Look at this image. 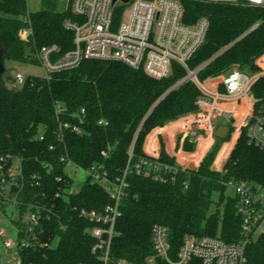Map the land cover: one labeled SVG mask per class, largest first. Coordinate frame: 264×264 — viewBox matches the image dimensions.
Segmentation results:
<instances>
[{
	"label": "trees",
	"instance_id": "16d2710c",
	"mask_svg": "<svg viewBox=\"0 0 264 264\" xmlns=\"http://www.w3.org/2000/svg\"><path fill=\"white\" fill-rule=\"evenodd\" d=\"M58 1L43 0L40 11L29 13L27 0H0V55L5 63L0 77V158L21 159L25 183L18 196L21 219L14 225L22 231L26 206L33 202L54 204L59 215L49 224L56 236L54 245L21 249L22 264H103L102 251H94L97 240L89 233L95 225L78 211L100 212L113 200L102 185L90 180L77 194L57 198L65 186L57 179L67 178L62 158L85 170L104 164L113 181L122 178L128 167L133 170L126 176L128 188L120 204L109 264H150L156 224L168 228L174 257L190 235L239 243L243 220L237 197L224 185L251 182L264 187V153L250 144L246 133L222 172L212 171V165L229 141L231 127L229 137L216 139L197 170H182L164 148L158 160L144 152L153 130L198 111L201 93L192 81H186L184 67L174 63L168 78L156 80L120 62L87 60L49 77L27 76L20 88L8 85L7 62L40 65L41 48L57 45L64 53L74 48V34L64 27L65 20L73 18L70 4L61 11ZM177 1L184 9V23L210 21L205 43L187 64L190 71L204 66L198 73L201 81L237 67L259 69L255 63L264 55V7L246 2ZM26 30L29 36L24 39ZM76 126L80 132L73 130ZM194 149V145L185 146L186 151ZM141 159L176 167L178 172L162 170L163 179L155 180L147 166L138 175L134 167ZM34 176L39 178L38 186L31 185ZM245 254L246 264H264V234L251 239ZM156 264L166 263L157 260ZM190 264L203 263L193 259Z\"/></svg>",
	"mask_w": 264,
	"mask_h": 264
},
{
	"label": "built area",
	"instance_id": "2783aa9c",
	"mask_svg": "<svg viewBox=\"0 0 264 264\" xmlns=\"http://www.w3.org/2000/svg\"><path fill=\"white\" fill-rule=\"evenodd\" d=\"M205 1L235 4L246 2L264 7V0ZM125 6H129V9ZM121 7L123 10L118 21L116 15ZM70 8L73 18L66 19L64 27L74 34V48L65 53L57 45L41 48L38 59L46 77L78 68L87 60H100L116 61L134 69H142L149 77L162 80L172 74L174 63L179 64L188 71L186 81H192L201 93L196 102L198 111L178 119L182 121V129L188 132L186 141L191 144L200 141L203 148L210 142L213 144L218 130L217 119H225L229 124L225 127L227 138L230 127L233 128L230 141L237 144L246 133L250 144L264 153V55L256 61L259 68L256 71L237 67L228 74L209 78L208 84H205L198 78L203 66L190 71L187 64L205 43L210 21L201 18L193 25L184 23V9L179 1L130 0L129 3H123L117 0L114 3L113 0H71ZM127 13L130 18L124 22L122 20ZM28 36L27 30L22 32L24 39ZM24 80L25 77L18 74L14 84H23ZM73 130L80 132L77 126ZM43 139L41 136L40 140ZM148 156L158 160L160 155ZM194 161L186 160L179 164L176 160L182 170L191 169L192 165L196 167ZM62 162L66 164L67 178L57 179L65 185L58 191L57 198H68L79 191L75 189L77 182L70 174V169L74 167V176L78 170L84 171L87 174L85 182L90 180L102 185L113 200V204L100 212L85 209L78 211L80 217L95 225L89 230L90 235L97 240L94 251H102L101 261L109 264L115 225L121 217L120 204L128 188L126 176L133 170L128 167L122 178L113 181L109 179L104 164L85 170L70 160L62 158ZM224 164L218 169L219 172L223 171ZM147 166L154 171L155 180L163 179L160 174L162 170L173 174L178 172L176 167L158 162L151 164L147 159H141L134 171L140 175ZM31 183L32 186H38L39 178L34 176ZM24 185L21 159L11 155L0 158V208L6 211L9 208L13 224L21 219L18 196ZM224 186L231 191V195L237 197V210L243 220L242 240L239 243H227L220 237L190 235L185 237L174 257L168 228L156 224L152 229L153 255L148 259L150 264H156L157 260L166 264H190L193 259H199L203 264L247 263V245L253 237L264 234V187L251 182ZM26 209L22 231L15 226L18 231L17 244L4 240L5 230L0 229L1 264H22L21 249L51 248L54 245L56 236L49 224L59 216L55 205L33 202Z\"/></svg>",
	"mask_w": 264,
	"mask_h": 264
},
{
	"label": "rangeland",
	"instance_id": "374dc122",
	"mask_svg": "<svg viewBox=\"0 0 264 264\" xmlns=\"http://www.w3.org/2000/svg\"><path fill=\"white\" fill-rule=\"evenodd\" d=\"M70 2H71V0H59L58 4H59L60 10L61 11L68 10ZM42 3H43V0H27L29 13H35V12L40 11L43 7ZM125 8L129 9V6H125ZM129 18H130V14L127 13L123 17L122 21L127 22L129 20ZM6 69H7L6 77H7L8 85L14 84V79L16 78V76L18 74H21L24 77H27V76H45L44 68L41 65L19 64V63H14V62H7L6 63ZM203 82L205 84H208L207 82H209V80L206 79ZM21 85L22 84H19V83L15 84V86H17V88H20ZM216 124L217 125L223 124L225 126H229L228 122L225 121L224 119H217ZM219 133H220V135H223V129H221L219 131ZM232 151H231V153H232ZM227 152L224 155V159H222V161L220 163H218L219 158L217 160L215 159L212 167L215 166L216 172H219L218 169L224 164V162H227V161H225V157L227 156L226 160L229 159L231 153L230 152L227 153ZM201 162L202 161H200L199 164H196V167L200 166ZM74 170H75V168L72 167L70 169V174L73 175L75 181L77 182L75 189L79 190L81 188V186L84 184V182L87 178V174L82 170H78L77 175L74 176ZM215 197H217V195ZM216 202H217V200H216ZM220 203L221 204L223 203V201L221 199L218 200L219 205H221ZM10 215H11V213L9 211V208L7 209V211L0 208V229L5 230L4 240H11L14 244H17L18 231H17L15 225L11 222ZM0 246H2L1 239H0Z\"/></svg>",
	"mask_w": 264,
	"mask_h": 264
},
{
	"label": "crops",
	"instance_id": "0c3cea01",
	"mask_svg": "<svg viewBox=\"0 0 264 264\" xmlns=\"http://www.w3.org/2000/svg\"><path fill=\"white\" fill-rule=\"evenodd\" d=\"M181 122H182L181 120H176L170 122L169 124H167L162 128H156L155 130H153L146 139L144 145V152L148 155H160L162 149L164 148L167 154L170 155L171 157H174L179 164L180 163L183 164V162H185L186 160H196L194 162H196V164H199L200 161H202L204 157L207 155V153L210 151L212 145L215 144L216 139L218 138L215 137L213 144L210 142L208 146H204V148L202 146L203 143L202 142L200 143V141L191 144L188 141H186L187 139H185L186 133L188 132H186L185 129H182ZM223 127L226 126L223 124L218 125V130H221ZM187 144L194 145L195 146L194 151L192 152L186 151L185 146ZM227 145L228 146L230 145V147H228V152L230 153L236 146L234 141L229 140L225 142L222 145L216 160L220 158L222 152L224 151ZM226 158L227 156L225 157V161H227Z\"/></svg>",
	"mask_w": 264,
	"mask_h": 264
},
{
	"label": "water",
	"instance_id": "95a60500",
	"mask_svg": "<svg viewBox=\"0 0 264 264\" xmlns=\"http://www.w3.org/2000/svg\"><path fill=\"white\" fill-rule=\"evenodd\" d=\"M114 3L117 1V0H113ZM123 3H129L130 0H121ZM204 67V66H203ZM5 74V63H4V60L2 58V56L0 55V77H3V75ZM223 129V135H220L219 131H217L216 133V137L218 139H221V140H225L227 138V135H228V131L225 127L222 128ZM191 169L192 170H196V167L194 165L191 166ZM212 171H216V168L215 166L212 167Z\"/></svg>",
	"mask_w": 264,
	"mask_h": 264
}]
</instances>
